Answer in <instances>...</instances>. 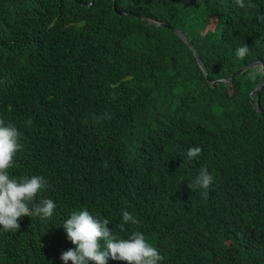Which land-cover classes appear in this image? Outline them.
<instances>
[{
	"label": "trees",
	"instance_id": "obj_1",
	"mask_svg": "<svg viewBox=\"0 0 264 264\" xmlns=\"http://www.w3.org/2000/svg\"><path fill=\"white\" fill-rule=\"evenodd\" d=\"M249 2L0 0V118L23 145L9 173L43 176L36 202L56 204L51 219L0 227V264H64L75 245L62 224L85 209L117 238L142 232L160 264H264V82L258 109L248 99L260 67L209 83L264 64V0ZM202 167L207 198L188 187ZM124 211L138 223L121 232Z\"/></svg>",
	"mask_w": 264,
	"mask_h": 264
},
{
	"label": "clouds",
	"instance_id": "obj_2",
	"mask_svg": "<svg viewBox=\"0 0 264 264\" xmlns=\"http://www.w3.org/2000/svg\"><path fill=\"white\" fill-rule=\"evenodd\" d=\"M235 2L240 8L252 7L250 2L246 5L245 0H235ZM117 13L123 14L125 11ZM258 19L264 21V17ZM188 41L191 43L189 39ZM191 45L197 53L194 45L192 43ZM248 52V46L244 45L237 48L235 54L238 59L243 60ZM197 56L200 59L198 53ZM195 60L206 77V70L201 59L205 72L196 58ZM255 78L256 73H253L252 79ZM214 80H209V83ZM104 118L110 119L111 117L105 114ZM27 123L31 124L32 121L29 120ZM20 139L21 133L17 127L0 118V227L5 232L19 231L21 227L19 221L25 216H35L41 220L51 219L56 209V204L51 199L45 198L38 203L36 202L37 196L47 187V181L43 176H24L17 179L10 175L9 170L14 166L16 154L23 147ZM201 152L200 147H192L187 150L186 157L192 160L199 157ZM212 183V175L209 174L206 167H202L195 179L188 184V187L191 190L203 189L202 196L207 198L208 189ZM122 220L123 222L118 226L121 232L125 230V224L129 222L138 223L128 211L122 213ZM109 224L108 219H100L90 214L86 209L72 212L62 226L66 231L67 239L75 245V248L63 252L60 259L64 264H68L69 261L72 264H89V262L108 264L109 259L123 261L126 264H160L163 260L160 252L146 240L142 232H133L128 238H117L109 229ZM253 260L254 258L251 261Z\"/></svg>",
	"mask_w": 264,
	"mask_h": 264
},
{
	"label": "water",
	"instance_id": "obj_3",
	"mask_svg": "<svg viewBox=\"0 0 264 264\" xmlns=\"http://www.w3.org/2000/svg\"><path fill=\"white\" fill-rule=\"evenodd\" d=\"M142 19H145L147 21H150V22H157V21H154L152 19H148L146 17H140ZM162 25H164L165 27L169 28L170 30H172L174 33H176L181 39H183V41L186 43V45L189 47V49L191 50V52L193 53L194 57L197 59L199 65L201 66V68L203 69V71L205 72L203 66H202V63L200 61V59L198 58L197 56V53L195 52L194 48L192 47L191 43L188 41V39L185 37V35L183 34L182 31H180L177 27L175 26H172L168 23H161ZM254 65H259L260 66V76L256 82V84L254 85L253 89L249 92V95H248V99L249 101L251 102L252 105H254L255 109H258V106L256 105L255 101H253L252 99V95L254 94V91L256 88L260 87L261 84L264 82V64L261 60L259 59H254L250 62H247V63H244L243 65L237 67L233 72L229 73L228 77L226 78H220V79H216L214 81H210V84L213 85L215 82H218V81H226V80H230L232 78L233 75H235L236 73L244 70L245 68L247 67H250V66H254ZM260 112L264 115V111L260 110Z\"/></svg>",
	"mask_w": 264,
	"mask_h": 264
},
{
	"label": "rangeland",
	"instance_id": "obj_4",
	"mask_svg": "<svg viewBox=\"0 0 264 264\" xmlns=\"http://www.w3.org/2000/svg\"><path fill=\"white\" fill-rule=\"evenodd\" d=\"M212 27H213V22H210V23L208 24V28L211 29ZM257 66H259V65H257Z\"/></svg>",
	"mask_w": 264,
	"mask_h": 264
}]
</instances>
